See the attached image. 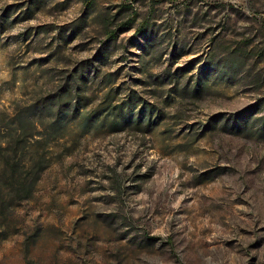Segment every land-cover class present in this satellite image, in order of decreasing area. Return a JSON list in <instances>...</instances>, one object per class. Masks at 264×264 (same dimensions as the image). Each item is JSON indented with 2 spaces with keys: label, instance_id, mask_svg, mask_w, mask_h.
I'll return each mask as SVG.
<instances>
[{
  "label": "rangeland",
  "instance_id": "374dc122",
  "mask_svg": "<svg viewBox=\"0 0 264 264\" xmlns=\"http://www.w3.org/2000/svg\"><path fill=\"white\" fill-rule=\"evenodd\" d=\"M88 5L0 0V139L19 117L39 132L17 162L29 196L0 155V264H264V0ZM106 19L134 28L110 42ZM86 62L55 138L37 103ZM132 94L153 129L110 132L106 97Z\"/></svg>",
  "mask_w": 264,
  "mask_h": 264
},
{
  "label": "trees",
  "instance_id": "16d2710c",
  "mask_svg": "<svg viewBox=\"0 0 264 264\" xmlns=\"http://www.w3.org/2000/svg\"><path fill=\"white\" fill-rule=\"evenodd\" d=\"M87 3L89 4L88 6L91 7L93 5V0H87ZM104 24L108 31V40L110 42L117 39L121 32L134 28L133 21L127 23V25H122L124 27L118 29H112L113 23L110 19H106ZM80 70V75H73L59 93H55V95L37 103L38 105L44 106L38 108V110H46L49 116L50 124L45 128V131L47 129L55 138L61 136L69 124L73 123L81 116V109L84 107V99L81 94L83 92L85 93L86 86L88 85L89 73L92 70L91 64L89 62L83 63ZM112 98L111 96H107L105 100L107 102L106 119L110 120V132L118 133L126 131L129 128L141 127H147L148 131L153 129L154 123L152 121V115L155 113L153 105L143 104L139 114L135 116L138 101L134 94L130 95V99L126 103L123 102L117 106L113 105ZM43 111H41L42 114ZM100 115L101 113L96 111L91 117L86 119L88 128L99 119ZM37 128V122L19 117L16 122L14 134L11 132L5 135L3 134V139H0V155L4 158L8 156L7 166L11 170L12 179L14 180L13 184L18 187L20 192H25L27 196L31 194L35 183L39 180V176L36 175L34 178L23 176L22 173H19L20 169L17 162L22 158L25 152V145H27L31 139L38 136L39 132ZM262 129L264 132V121ZM39 173L40 172H38V174Z\"/></svg>",
  "mask_w": 264,
  "mask_h": 264
}]
</instances>
